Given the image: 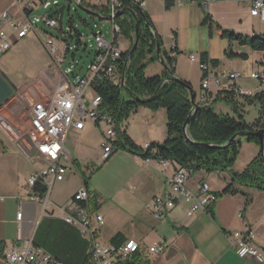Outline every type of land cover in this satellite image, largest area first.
<instances>
[{"label":"crops","instance_id":"obj_1","mask_svg":"<svg viewBox=\"0 0 264 264\" xmlns=\"http://www.w3.org/2000/svg\"><path fill=\"white\" fill-rule=\"evenodd\" d=\"M12 2L0 0V13L8 10L20 22L24 21V15H38L35 12L39 5L35 0H23L17 6H11ZM250 6L248 0H182L181 3L176 0H145L143 11L161 36L162 51L175 57L174 74L191 85L197 103L202 102L199 93V62L202 54L206 55L214 71L228 69L239 72L238 84L253 90L243 80L249 79L250 71L260 66V53L253 51L247 44L229 41L221 35L223 30L246 37L264 34L263 21L250 14ZM100 15L106 16L105 12ZM207 15L209 23L204 21ZM45 33L47 31L37 26L25 37L16 39L11 48L0 56V264H6L4 253L15 244L19 226L24 237H32L35 244L58 257L64 264H91L89 241L76 227L59 217L39 218L41 204L30 201L29 193L24 188L35 163H31L21 151L19 138L29 128L31 105L40 97H48L59 81L55 62L43 44ZM55 45L61 49L63 42L62 45ZM229 51L245 57L228 56ZM37 54L42 55L43 60L35 72L31 68V59ZM190 55H194L195 60H191ZM213 60L217 62L215 66L211 64ZM163 70L161 67V72ZM217 91L213 88L214 95ZM245 102L243 99L237 101L241 114ZM212 105L217 113L233 115L231 106L222 99ZM123 124L125 133L140 147L144 143H161L166 138V113L163 108L151 110L140 107L132 111ZM102 129L101 123L95 125L85 119L82 129L71 128L68 131V134L84 138L80 142L75 141L74 147L65 142L69 158H62L61 161L67 166V173L62 181L52 185L49 194L52 208L67 203L84 185L81 174L84 169L90 168L91 163H102L104 167L114 157H119L123 165L118 170V178L108 184L106 181H98L93 185L92 182L88 183L89 190L97 197L95 212L106 219L101 208L108 201L111 207L118 203L125 205L129 215L133 216L137 212V202L145 201V210L155 222V241L146 246L129 238L123 231H112L102 238L101 226L97 233L101 243H111V237L120 232L125 237L124 242L133 246V251L143 249L148 264H260L252 258H239L235 254L231 234L250 228L255 232V243L264 248L262 191L233 182L228 171H191L187 184L194 192L201 181L207 182L215 194L228 184H233L241 192L217 197L208 210H199L192 217L186 215L188 204L180 200L174 208L155 218L149 212L148 205L155 195L167 190V178L176 164L165 169L158 160H143L125 150H116L109 159L103 160ZM94 130H98L100 138L95 143L97 148L94 153L88 154L84 147L87 142L85 138ZM258 155L259 145L243 139L231 170L243 171ZM131 193L136 197L130 198ZM19 210L23 214L21 222L16 220ZM160 241L165 243L163 249L159 252L150 251ZM151 254L154 255L152 258Z\"/></svg>","mask_w":264,"mask_h":264},{"label":"built area","instance_id":"obj_2","mask_svg":"<svg viewBox=\"0 0 264 264\" xmlns=\"http://www.w3.org/2000/svg\"><path fill=\"white\" fill-rule=\"evenodd\" d=\"M23 0H13L11 6H17ZM80 2L81 0H75ZM127 1V3H124ZM181 3L182 0H176ZM205 2L209 0H204ZM251 4L250 14L264 21V0H248ZM43 9L48 10L52 5H58L56 0H35ZM145 0H102L90 1V8L97 12H105L110 20L111 40L96 30L93 33L94 57L87 66V73L83 76L74 74L71 67L61 68L63 52L70 50V45L64 42L59 49L55 45L54 37L46 33L43 44L55 62L59 73V81L52 92L45 99L34 102L29 109V128L26 136L29 145L21 151L31 163H35L32 174L24 183V188L29 193V199L41 204L39 218L59 217L67 224L76 227L80 234L89 241V257L91 264H120L128 258L133 251V246L126 242L119 244L101 243L97 238L99 228L104 224V218L96 212H91L88 207V191L83 185L72 198L65 204L52 208L49 194L52 185L56 181H62L67 173V166L61 161L69 158L65 148L66 137L71 128L82 129L85 119L95 125L103 123L105 129L102 132L101 158L107 160L118 150L115 141L117 129L115 120L109 115H101L98 105L88 106L87 92L91 89L94 80L111 79L114 82L124 83L119 75L118 60L122 51L116 44V39L121 33L120 23L126 10L139 7L143 9ZM124 10L120 16L116 12ZM59 13L51 15H24V21L20 22L13 18L10 11L0 13V56L5 54L12 43L19 38L25 37L30 30L38 24L47 28L63 31L59 21ZM75 48V47H74ZM63 56V57H62ZM195 60L194 55L189 56ZM201 70L200 98L202 105H208L213 101V88L233 93L237 98L252 97L257 92L264 93V65L250 71L248 78L254 80L260 91L242 87L238 84L240 73L228 69L214 71L208 61L199 62ZM75 76V80L72 77ZM151 146L144 143L143 149ZM166 169L175 164L171 160H158ZM191 170L176 164L174 171L168 176V188L162 193L155 195L148 205V210L155 218L161 217L164 212L174 208L182 200L188 204L186 215L192 217L199 210H208L209 206L217 199L207 182L201 181L198 189L194 192L187 184ZM45 187L44 192L34 188ZM22 211L16 213L17 222L22 220ZM231 245L239 258H252L260 264H264V248L255 243V232L250 228L233 231ZM165 243L160 241L150 248V251L159 252ZM6 264H64L58 257L48 253L42 247L35 244L32 237H24L20 226L17 230L15 244L8 249L3 256Z\"/></svg>","mask_w":264,"mask_h":264},{"label":"trees","instance_id":"obj_3","mask_svg":"<svg viewBox=\"0 0 264 264\" xmlns=\"http://www.w3.org/2000/svg\"><path fill=\"white\" fill-rule=\"evenodd\" d=\"M90 1L81 0L80 2L85 7L90 8ZM124 3H127V1ZM58 8L50 10V15L56 16L59 13ZM61 20H59L60 23ZM136 21L139 27V41L137 47L130 54L135 40ZM204 21L210 22L208 15ZM120 26V34H123L130 40V48L122 52L118 60L117 71L123 77L124 83L122 84L121 81L114 82L106 78L94 80L91 83L92 92L100 99V104L98 105L99 114L109 115L115 120L118 129L117 140L115 141L117 149L138 155L143 160L168 159L191 171L203 170L208 173L228 171L233 182H237L243 187L260 190L264 193V159L261 155L254 158L243 171L236 172L231 170L238 155L241 141L244 139L259 145L258 138L252 136L238 137L235 141L223 146L238 132L264 129V93L257 92L252 97L241 98L247 103L257 101L259 104L258 115L252 122L245 121L242 114H240V110H238L239 106L237 105L239 98L233 93L218 90L213 95V101L210 104L202 105V102L199 101L197 103L198 107L193 112L187 125L186 131L189 137L187 139L183 131V124L193 110L189 91L172 80L164 82V78L169 75L166 70L150 77L145 76L148 61L158 60L155 47L157 40L162 46L161 36L155 31L148 15L144 11H140L139 7L126 10ZM65 34L70 40L74 39L75 49L83 44L80 34L71 24H69L68 31ZM221 35L229 41L236 40L240 44H247L253 51L259 52L264 57V34L246 37L223 30ZM64 41H67V38ZM68 51L67 49L66 52ZM161 53L168 69L175 73V57L163 52L162 48ZM227 55L238 56L240 58L245 57L243 54H236L231 51L227 52ZM200 61H207L205 54L201 55ZM259 63L260 65H264V61H260ZM211 64L215 66L217 62L213 60ZM219 99L224 100L231 106L235 116L215 112L212 108V103ZM140 106L151 110L163 108L166 113L165 140L161 143L151 144L147 149H143L134 143L125 131H120L118 127L122 119L127 118L132 110ZM205 144L223 147H212ZM81 175L83 184L88 191V207L91 212H95L98 207L97 197L88 188V178L83 173ZM34 189L41 193L45 191V187L43 186ZM239 192L241 190L234 187L233 184H228L215 195L216 197H220ZM124 240V235L117 232L111 237L110 242L112 244H119L124 242ZM142 250V248H137L129 254L127 259L121 261L120 264H148V258L143 254Z\"/></svg>","mask_w":264,"mask_h":264},{"label":"rangeland","instance_id":"obj_4","mask_svg":"<svg viewBox=\"0 0 264 264\" xmlns=\"http://www.w3.org/2000/svg\"><path fill=\"white\" fill-rule=\"evenodd\" d=\"M53 1V0H50ZM58 2V5H52L48 10L43 9L41 6H38L36 9V12L40 16L50 15V10L57 9L58 6L64 5L65 11L62 16L61 24L63 27V31L59 32L56 29L53 28H47L42 23L38 24L39 28H42L43 30L47 31V33H50L53 37H55V43L58 45H62V42H67L70 45V50L68 52H63L64 57L61 60V68L66 69L68 67H71L74 71L75 75L83 76L87 73V66L89 65L90 61L94 57V49H93V33L96 30H102L104 37L108 40H111V25L110 20L107 19H100L96 16H91L79 8L76 7L75 3L72 2V0H56ZM69 24L73 26V28L80 34L82 45H80L77 49H75V41L70 40L68 36L65 34V32L68 31ZM263 28H264V21H263ZM46 34V33H45ZM67 41H64L66 40ZM116 43L118 44V47L121 51H126L130 48V40L127 39L123 34H120L117 39ZM259 58H261V61H264V57L262 55H259ZM31 59V58H30ZM43 56L37 54V56H33L32 66L35 70V72L38 71L39 65L42 63ZM30 68V66H28ZM161 67L162 65L158 60L156 61H148L146 69H145V76L150 77L155 74L161 73ZM58 74V72H55ZM73 80H75V76L72 77ZM243 83L247 86H250L253 88V90L260 91V87L257 86L256 82L251 79L243 80ZM56 85V84H55ZM87 105H96V102L98 101L97 96L92 92L91 89L87 92ZM46 97H40V100L45 99ZM143 107V106H140ZM138 107V108H140ZM244 112L243 117L244 120L247 122H252V120L255 119V117L258 114V107L259 104L257 101H254L252 103L245 102L243 104ZM136 108V109H138ZM147 108V107H145ZM212 108H214V105H212ZM231 108V107H230ZM135 109V110H136ZM149 109V108H148ZM240 107H238V110ZM134 111V110H132ZM131 111V112H132ZM231 111L233 112V109L231 108ZM130 112V113H131ZM129 113V115H130ZM241 114V112H240ZM128 115V117H129ZM235 116L234 112L233 115ZM127 117V118H128ZM124 118L120 121L118 127L120 131H124L123 122L127 119ZM102 124V131L105 129V125ZM116 127V124H115ZM117 129V127H116ZM118 130V129H117ZM118 134V132H117ZM84 138V137H83ZM83 138H80L79 136L72 135L71 133L68 134L66 137V141L68 146L74 147L75 141H82ZM100 135L98 130H94V132H90L87 135L86 143H84L85 149L88 151V154L94 153V151L97 148V144L95 145L96 141H99ZM117 139V137H116ZM20 146L23 150H26L29 145V140L26 136V131L23 133V135L19 138ZM73 149V148H72ZM117 156V154H116ZM95 157V156H93ZM123 160L119 157H114V159L104 167L102 166V163L97 162L91 163L90 168L84 169L83 173L88 178V183L92 185L95 182H101L106 181L108 184L109 182H112L113 179L118 178V170L122 168ZM102 166V167H101ZM78 176V175H77ZM135 193V192H134ZM134 193H131L130 198H135L136 195ZM136 201L135 199H133ZM145 201L140 203L137 202V212L135 215L131 216L129 215V212L127 210V207L122 204H116L115 206L111 207L109 206L108 201L104 202L102 204L101 211L103 212L104 218V224L102 226V233L101 237H106L109 233L112 231H123L129 238L135 239L137 241L142 242L144 245L149 246L155 241V229H154V220L150 218V215L145 210ZM107 227L106 231L105 228ZM104 228V230H103ZM154 255L151 254V258Z\"/></svg>","mask_w":264,"mask_h":264},{"label":"water","instance_id":"obj_5","mask_svg":"<svg viewBox=\"0 0 264 264\" xmlns=\"http://www.w3.org/2000/svg\"><path fill=\"white\" fill-rule=\"evenodd\" d=\"M72 2L75 3L76 7L79 8L80 10H82L83 12L91 15V16H96L100 19H109L107 16H101L100 13L92 10L91 8L85 7L84 5L81 4V2H77L75 0H72ZM124 10H129V9H124ZM124 10H119L118 12H116V16H120L124 13ZM65 11V6L61 5L58 8V12H59V19H62L63 13ZM140 11H143V9L140 8ZM139 27H138V22H135V40L133 42L132 48L130 50V54L134 51V49L137 47L138 41H139ZM155 51H156V56L158 61L160 62V64L162 65L163 69L166 70L168 72V76L164 78V82L168 81V80H172L178 84H180L181 86H184L190 94V102L193 106V110L190 112L189 116L187 117L185 123L183 124V131L184 134L186 136L187 139H189L188 134H187V125L192 117L193 112L197 109L198 104L195 100V92L193 91L191 85L187 84L185 81L181 80L178 76H176L173 72H171L165 61H164V57L161 53V44L160 42L157 40L156 43V47H155ZM247 136H252V137H257L259 140V150H260V155L261 157L264 159V129H258L255 131L252 130H245V131H241L236 133L235 135H233L223 146L228 145L229 143L235 141L238 137H247ZM205 145H209L212 147H223V146H218V145H211V144H205Z\"/></svg>","mask_w":264,"mask_h":264}]
</instances>
